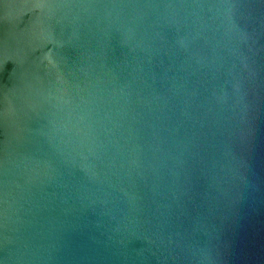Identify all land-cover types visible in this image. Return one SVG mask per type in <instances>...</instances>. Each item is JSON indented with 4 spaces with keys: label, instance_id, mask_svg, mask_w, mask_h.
<instances>
[{
    "label": "water",
    "instance_id": "95a60500",
    "mask_svg": "<svg viewBox=\"0 0 264 264\" xmlns=\"http://www.w3.org/2000/svg\"><path fill=\"white\" fill-rule=\"evenodd\" d=\"M0 264H264V0H0Z\"/></svg>",
    "mask_w": 264,
    "mask_h": 264
}]
</instances>
